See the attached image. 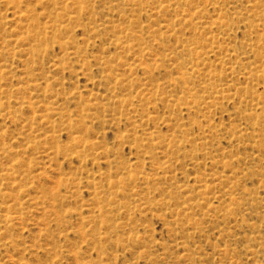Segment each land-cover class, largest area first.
Segmentation results:
<instances>
[{"label": "rangeland", "instance_id": "1", "mask_svg": "<svg viewBox=\"0 0 264 264\" xmlns=\"http://www.w3.org/2000/svg\"><path fill=\"white\" fill-rule=\"evenodd\" d=\"M0 264H264V0H0Z\"/></svg>", "mask_w": 264, "mask_h": 264}]
</instances>
